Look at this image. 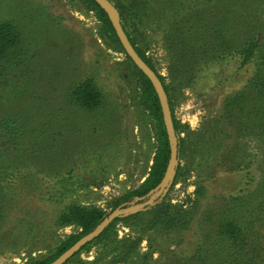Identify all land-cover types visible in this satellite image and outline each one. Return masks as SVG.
Returning <instances> with one entry per match:
<instances>
[{"label": "rangeland", "instance_id": "rangeland-1", "mask_svg": "<svg viewBox=\"0 0 264 264\" xmlns=\"http://www.w3.org/2000/svg\"><path fill=\"white\" fill-rule=\"evenodd\" d=\"M109 1L119 15L121 5L125 9V0ZM180 2L169 10L159 0L154 20L129 17L131 37L164 79L180 153L168 187L150 205L162 206L163 221L143 235L126 264L224 261L218 231L232 217L241 225L251 221L264 246V202L258 208L264 201V134L258 135L264 128L262 121L256 128L252 83L264 60V0ZM171 16L189 35L175 49L194 42L196 53L178 61L166 48ZM4 21L18 26L20 41L16 55L0 62V264H31L54 255L78 232L58 222L70 205L107 212L114 199L144 181L156 136L136 97V71L81 0H0ZM253 31L260 54L242 67L231 45H219L229 34L240 41ZM204 48L213 53L200 54ZM86 78L101 95L94 111L69 101ZM130 205L123 206L129 213L121 218L130 219L116 224V241L141 234L142 222L133 216L147 207ZM114 245L112 238L94 243L75 259L108 264Z\"/></svg>", "mask_w": 264, "mask_h": 264}, {"label": "trees", "instance_id": "trees-1", "mask_svg": "<svg viewBox=\"0 0 264 264\" xmlns=\"http://www.w3.org/2000/svg\"><path fill=\"white\" fill-rule=\"evenodd\" d=\"M84 5H86L91 12L94 13L96 18L101 22L102 28L104 32L108 34V36L112 39L113 43H115L118 47H120L123 52L119 41L114 33V30L104 13V11L93 1V0H81ZM125 9L121 5L120 12V20L122 27L131 43L134 47L137 54L141 57V59L156 73L158 78L160 79L165 93L166 89L164 86V79L158 72L155 70L152 61L145 56L143 51L137 46L134 39L131 37L128 30V23L130 21L129 17L136 22H143V20H154L156 17L151 14V12L155 11V6L159 2V0H125ZM166 3L164 5L169 9H176L180 3H176L177 0H165ZM179 2V1H178ZM176 13L179 14L178 11ZM175 18L171 16V30L168 32V42L167 50L169 51L170 58L175 59L176 61L181 60L183 57L187 56L186 52H191L194 49V42L190 44H181L182 48L175 49L176 45L179 43L181 38H184L186 34L184 31L180 30L177 27V21ZM228 33V32H227ZM252 37L245 38L244 36L240 37V41H237L236 34L227 35V41H223L220 43L219 47H223L225 45H231L234 48V52L238 53L242 59L241 66L248 65L256 55L260 54V45L259 38L255 39L254 31L252 33H248ZM189 36V35H188ZM188 36H186L188 38ZM192 36V35H190ZM253 39V40H251ZM20 41V31L18 26L13 21H4L0 23V62H6L16 55V46ZM228 42V43H227ZM211 47V46H210ZM213 48V47H212ZM230 48V47H228ZM16 50V51H15ZM228 50V49H226ZM198 51V50H197ZM200 51L197 53L199 54ZM124 53V52H123ZM213 49L204 48L200 54H212ZM190 54V55H191ZM125 55V54H124ZM126 56V55H125ZM129 60V58L126 56ZM264 59V56L262 60ZM256 62L258 65L259 61ZM130 65L136 71L137 77V86L138 90L137 99L138 103L142 105L143 109L146 110L150 117L152 118L155 136H156V146L154 148V154L152 159V165L149 168L146 178L144 181L135 189L127 191L124 195L119 198L113 200V204L109 211H103L100 208H84L79 205H70L63 213L60 214L58 222L62 226H74L78 229V232L75 234L69 235L62 244L58 247L56 253L48 258L33 262L31 264H50L56 258H58L62 253H64L67 249H69L73 244H75L80 238L87 235L90 232H93L97 229L101 223L108 217V215L117 209L120 206H127L132 202H135V199L145 197L151 192L153 189L157 187V185L161 182L164 177L165 171L167 169L169 159H170V148L169 141L167 138V134L162 121V114L158 102V98L156 93L148 81V79L142 75V73L132 64L129 60ZM256 76H258L257 80H254L252 83H255V91H256V99L259 104L258 110L254 114L255 119H257L256 128H260L259 121H262L260 124L261 129L264 128V74L261 75L260 70L264 71V60L263 64L259 65ZM167 95V93H166ZM168 97V95H167ZM234 98L229 102V105L235 104ZM70 103L84 111H94L101 104V95L98 89L95 87V84L91 78H86L82 82L78 83L69 94ZM169 102V100H168ZM170 107V103H169ZM171 109V108H170ZM171 112V110H170ZM172 116V113H171ZM172 121L175 129V133L177 132V126L172 116ZM7 125H4V128L7 129L11 126L10 122H6ZM259 130V132L261 131ZM259 133L258 136H261ZM180 153V143L177 144ZM264 150V149H263ZM262 150V151H263ZM264 157V153H263ZM174 184V182H173ZM260 190L264 191V185L260 186ZM157 200L155 201V203ZM263 202L258 204L259 210L263 205ZM136 204L140 202H135ZM262 203V204H261ZM260 206V207H259ZM162 206L155 205L147 207V212L138 213L134 218L139 219L142 222L141 234L137 237H124L121 240L116 241V235L114 233L116 229V224L119 221H127L128 218L122 219L117 218L112 221L103 231L102 233L96 237L91 242L84 245L80 251L75 253V255L70 258L65 264H79L76 261V257L83 251H89L90 247L94 243H101L105 245V242L112 238L115 241L114 250L116 255H114L111 261L108 264H126L128 259L134 255L144 239L143 235L159 225L163 220L162 217L164 213H162ZM149 215V218H143L146 215ZM146 219V220H144ZM243 225V224H242ZM238 223L237 219L234 217L229 218L224 221L223 224L220 225L218 235L222 239L224 243V247L226 250V254L224 255V261H219L216 264H263L264 263V252H263V244L259 240V238L254 237V231L252 230L251 221L249 223L244 224L242 226ZM253 231V232H252ZM108 243V242H107ZM263 246V247H262ZM108 253V252H107ZM85 264V263H84Z\"/></svg>", "mask_w": 264, "mask_h": 264}, {"label": "water", "instance_id": "water-1", "mask_svg": "<svg viewBox=\"0 0 264 264\" xmlns=\"http://www.w3.org/2000/svg\"><path fill=\"white\" fill-rule=\"evenodd\" d=\"M106 14L114 33L119 41V44L124 52V54L129 58L132 64L144 75L148 81L151 83L156 96L158 98L163 125L167 134L170 148V159L165 171L164 177L161 182L145 197L135 199V202H140L136 204L131 203L128 208H139L143 209L152 205L156 199L165 191L168 187L173 174L175 173L177 158H178V147H177V137L172 121V116L170 112L168 97L165 93L164 87L156 75V73L141 59L137 54L134 47L131 45L120 20V15L116 8L112 5L109 0H93ZM135 203V204H134ZM129 213L128 210L123 208V206L118 207L112 211L108 217L101 223V225L95 229L93 232L80 238L75 244H73L69 249L62 253L58 258H56L50 264H65L70 258H72L75 253L80 251V249L87 243L98 237L102 231L115 219L126 216Z\"/></svg>", "mask_w": 264, "mask_h": 264}]
</instances>
